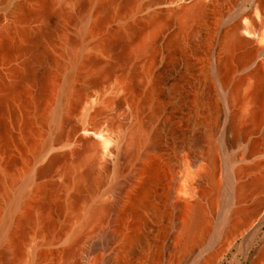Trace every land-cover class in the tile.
Returning a JSON list of instances; mask_svg holds the SVG:
<instances>
[{"label":"rangeland","instance_id":"rangeland-1","mask_svg":"<svg viewBox=\"0 0 264 264\" xmlns=\"http://www.w3.org/2000/svg\"><path fill=\"white\" fill-rule=\"evenodd\" d=\"M170 1L0 0V264H213L226 232L262 201L260 228L253 230L255 219L242 229L216 264H264V97L260 119L250 118L255 72L264 73V3L215 0L187 21V9H161ZM238 25L257 40L252 47L230 49ZM148 41L153 55L133 56ZM226 64L228 83L219 72ZM109 65L113 73L92 84ZM156 75L163 78L150 99ZM157 104L176 133L164 128L157 147L144 143L122 158L137 119L148 133L157 125ZM83 129L112 141L97 133L99 147L87 146L75 139ZM205 134L210 140L196 146ZM55 154L61 160L40 176ZM93 158L99 171L107 165L95 191L82 178ZM258 177L263 184L244 187ZM189 182L196 193L182 200ZM99 203L111 212L65 256L78 215ZM196 206L206 211L207 233L186 249L183 229Z\"/></svg>","mask_w":264,"mask_h":264},{"label":"bare ground","instance_id":"bare-ground-1","mask_svg":"<svg viewBox=\"0 0 264 264\" xmlns=\"http://www.w3.org/2000/svg\"><path fill=\"white\" fill-rule=\"evenodd\" d=\"M214 1L215 0H210V2L208 4L199 3L197 6L188 8L184 12V14L182 16H180V18L182 20H187L191 16H193L194 14L197 15L195 13L196 10L201 9V8L203 10V8H207V6L212 4ZM261 3H264V0H261ZM135 29H136V27H135ZM242 31H245L246 34L247 33L249 34V29L247 27H245V26L243 27V26L238 25V27L235 29V31L233 33V36L231 38V42H230V45H229L230 49H232V47H233V49L234 48L248 49V48L252 47L255 44V42L257 40L248 39L246 37V35L243 34ZM260 40H261V36H260ZM180 42H181V40H180ZM180 42L178 41V43H180ZM173 43L174 42H172V44ZM175 44H177V43H175ZM155 48H156L155 43L153 41H148L137 52H135V54L133 56L136 57L137 55L138 56L139 55L142 56L143 54L144 55L145 54H152L156 50ZM254 52H255V50L252 51L251 56H249L248 58L252 57ZM71 56L75 57L74 54H72ZM133 56H128L126 54H122V56H120V58L123 61L128 62V61H131ZM85 62L87 64H92V65H98L99 64L98 60L95 59V58H88L87 60H85ZM245 62H247V61L245 60ZM113 68L114 67L112 65H109L108 67H105L104 69H101L100 71H98V74L95 75L93 78H91V83L96 85V84H98L99 79L101 77H104V76H108L109 77L113 73ZM219 72H220V74H221V76L223 78V82L224 83H226V82L228 83L227 80H229L228 79L230 77L229 75H231L230 73H232L229 65L226 64V65L220 67V71ZM255 74H256V82L254 84V87L252 88L251 94H252V96L255 99V104L256 105H254V108L252 109V111H250L251 112L250 113V118H254L253 120L258 119L262 115V112H263V104H262V102H263V97H264V73L261 70L258 69L255 72ZM146 75H147V73H146ZM160 76H162V75H160ZM160 76L156 75L155 78H154L153 86L149 90L150 92L148 94V96L151 95L150 99L153 98L152 96H154V95L156 96L155 93L159 92L158 91L159 84L161 83V80L163 78V77H160ZM242 82H243V79L238 80L237 83H236V87L239 86ZM129 89H131V88H129ZM253 97H251V98H253ZM137 105L138 104H136V107H137ZM138 106H140V105H138ZM156 107L157 108L155 109V113L152 114L151 119H153V120L158 119L157 125L152 129L151 133H148V131L146 130L147 128H146L145 123L141 119H137V121L132 126V129L130 130V133H129V135H130L129 136L130 137V139H129L130 140L129 141V143H130L129 147L124 146V147H122L120 149V155L122 156V158H126V159L132 158L137 153V150L139 149V147L141 145H144V143L145 144L147 143L151 148L157 147L159 142H160V139H162L161 138L162 137L161 134H162V130L164 128H168L169 131L172 134L176 133V130H175V128L173 126H171L169 123L167 124L164 121L163 118H161V119L159 118V113H161V112H159L160 105L157 104ZM240 117L241 116L238 115V113L234 114L232 119H231V126L233 125L234 128H235L236 127L235 124H237V121L239 120ZM256 121H258V120H256ZM96 133L101 135V137L105 136V138L103 137L104 138V142L105 141L106 142L107 141H112V137L110 135L103 134V131H100V130L98 131L97 130ZM78 140L83 141V143H85L87 146H91V147H99V145H100V143H93V141H91V140H83L81 138H78ZM209 140H210V135L205 134V135L197 137L194 142H195L196 146H199L202 142H208ZM107 152L106 153L109 156V155L115 153V150L114 149H110ZM206 152H207L208 160H209V165H208V167L206 169H207L209 177L211 176L210 178L213 179V177L216 178L214 175L217 174V171H218V161H217V159L215 157L214 148L212 147V145H210L208 147ZM251 153L252 152H250V154ZM62 156L63 155H59V154L53 155L49 159V162L46 164V166H44L43 168H41L39 170L38 174L40 176H43V175L47 174L51 170L53 165L61 160ZM188 161H189V158H188ZM85 163H87L86 164L87 167H86L85 172L83 173V177L82 178H83V180H86L85 182H87V184H88L87 187L91 191H95L97 186L100 184L102 176L107 171V165H105V167L103 169H101V171H99L96 168V160L94 158L85 161ZM190 163L192 165V162H190ZM190 163H189V165H190ZM193 164L195 165L194 162H193ZM189 165H188V168H187V172H188V170L190 171L189 167H191V165L190 166ZM260 181L263 182V180L259 179V177L255 178V179L252 178V180L250 182H248V184L246 183L247 185H244V187L246 186V187H252L253 188V187H256L259 184H263ZM193 184L194 183L189 182V184L185 185V188L182 189V191H181L182 193H181L179 198L186 199L188 196L189 197H193V194L196 193V191H194V185ZM213 184L214 185L211 187V192L214 194V196H216L218 194V192H220L219 191L220 190V185H219V183L217 181L215 183H213ZM242 190L243 189H241V191ZM178 196H179V194H178ZM181 199H179V200H181ZM79 200L80 199L77 196V198H75V201L71 205L72 209H76V207L78 206V203L80 202ZM186 200H189V199H186ZM179 203L178 202H177V204L175 203L176 206L177 205L180 206ZM111 210H112V204L99 203V204H96L93 207H91L88 210V212L86 211L87 214L86 215L84 214L85 216H83V214H81L82 216L78 215L81 218L80 227L78 228V230L76 232H74L73 236L70 238L68 246L64 250L65 256H67V255L69 256L75 251L74 249L77 246V243H79V241H81L82 236L84 235V231L86 230V227L88 225L92 224L94 221L103 218L105 215L110 213ZM204 211L205 210H203L202 206L201 207L200 206H196L195 213H194L191 221L183 229L184 238H185V240H183V241L185 242L186 249L189 247L190 244H192V242H195V241H198V240L202 239V232L201 231H203V234L207 233V228L205 226V220H204V218H205V216L207 214L205 215L206 211L205 212ZM262 214H263V201L254 209V211H252L251 213L246 214L245 219L242 221V223L238 227H236L235 229L230 228V230L228 232H226V234L224 236L225 238H223L224 240L222 242L223 243L222 244V249L223 250L221 252H219V254L217 255L218 257L215 256L216 259L221 257V254L224 252L225 248H227V247L232 245V243L235 240L236 235L242 229L248 227L255 219H256L254 221L255 226L253 227V230L255 231L256 229H259L260 226L263 223V218L261 217ZM203 237H204V235H203ZM263 254H264V252H263ZM216 259L214 260L213 264H216ZM6 264H12V263L8 261V262H6Z\"/></svg>","mask_w":264,"mask_h":264},{"label":"water","instance_id":"water-1","mask_svg":"<svg viewBox=\"0 0 264 264\" xmlns=\"http://www.w3.org/2000/svg\"><path fill=\"white\" fill-rule=\"evenodd\" d=\"M210 2V0H172L170 2H165L161 5V9L163 10H171V11H176V12H180V11H184L188 8L197 6L199 3H205L208 4ZM243 34L246 35L245 31H242ZM96 131L92 132L91 130H80L75 139L76 141H81L78 140V138H81L83 140H91L93 141V143H100L99 139L96 137ZM83 142V141H81ZM258 240H261V237H258ZM224 261L222 260L219 264H223Z\"/></svg>","mask_w":264,"mask_h":264}]
</instances>
